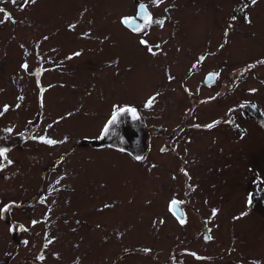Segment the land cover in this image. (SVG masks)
Instances as JSON below:
<instances>
[{
    "label": "rangeland",
    "instance_id": "rangeland-1",
    "mask_svg": "<svg viewBox=\"0 0 264 264\" xmlns=\"http://www.w3.org/2000/svg\"><path fill=\"white\" fill-rule=\"evenodd\" d=\"M137 2L163 21L145 44L119 24ZM0 8V147L12 161L0 168V264H264V212L247 209L252 177L264 186V128L232 111L264 114V0Z\"/></svg>",
    "mask_w": 264,
    "mask_h": 264
},
{
    "label": "flooded vegetation",
    "instance_id": "flooded-vegetation-1",
    "mask_svg": "<svg viewBox=\"0 0 264 264\" xmlns=\"http://www.w3.org/2000/svg\"><path fill=\"white\" fill-rule=\"evenodd\" d=\"M138 3V2H137ZM135 3V5H134V9L133 8H130L129 9V13L128 14H123L120 18H119V20H120V22H119V24H121L122 25V27H121V30L123 31V32H127L129 35H131V36H133V37H135V36H137V38H138V40H140V42H141V40H142V38L141 37H143L144 38V34L146 33V30L148 29V27L150 26V24L147 26V27H143L142 28V30H140V31H133V28H135V27H137V26H143L144 24V20L142 19V18H140V17H138L137 16V13H138V9H137V7H138V5H140V4H142V3ZM137 4V5H136ZM145 7H146V9H147V11H148V16H150V18H151V16H152V13L150 12V10L147 8V6H146V4H145ZM124 17H128L129 19H131L130 21H132L131 23H132V28H128L127 26H126V24L125 23H123L122 22V19H124ZM138 36H140V38L138 37ZM136 38V39H137ZM143 48H144V46H143ZM74 53H79V55L81 54L80 53V51H74L73 53H72V55L70 56V58H73V57H78V55H73ZM60 57V56H59ZM70 58L68 57V56H66L65 58H63L62 56L59 58V60L58 61H52L51 63H50V65H49V67H48V70H46L45 72H47V75L48 76H50V78H52L53 77V75H51V74H53L52 72L54 71V72H56V74H58L59 73V75H65L64 73H68V70L66 69V67H64L63 66V61H70ZM62 62V63H61ZM56 63H58V64H56ZM61 63V64H60ZM60 64V65H59ZM51 72V73H50ZM208 74H212V73H208ZM207 74V75H208ZM42 74H41V72H40V74H38V77H40ZM46 75V74H45ZM213 75H215V74H213ZM55 79H57V77L55 78ZM54 81H52L51 82V85L52 84H55V83H53ZM215 82V77H214V80H213V82L211 83V84H213ZM204 83V82H203ZM206 84V83H205ZM51 85H50V87H51ZM206 85H210V84H206ZM35 89V88H34ZM35 92V91H34ZM36 96V94H34V98H36L35 97ZM40 111H38V113H39ZM39 117H40V113H39V115H38V117H37V120H36V123L39 121ZM30 123V121L28 122V124ZM35 123V125H37ZM34 125V126H35ZM34 126H32L31 128H33L34 129ZM124 126L125 125H121V126H119V131H121V135H123V137H124V140L126 141V137H125V135L127 134V132L123 129L124 128ZM113 129H115V127H110V126H108V131L105 133V135H103L102 137H104L105 139H107L108 137H111L112 136V133H111V131L113 130ZM31 130V129H30ZM23 135V137H27V139H28V141H30L29 140V138H28V136H25L24 134H22ZM102 144H103V142H102ZM102 146H104V145H101V146H99V147H102ZM127 151V150H126ZM56 162H58V161H56L55 160V163ZM54 165V164H53ZM53 165L51 166V168L53 169ZM50 167L48 168L49 170L51 169ZM45 185L46 184H44L43 183V186H41V189H43V187H45ZM44 191H46V190H42V191H40L39 192V194L36 196L37 197V199L38 198H42V194L44 193ZM28 201H30V200H28ZM44 206H46V205H44ZM170 215H171V217H173V219L175 218V219H178V220H181V219H183L184 220V214H185V212L186 211H184L183 210V208L181 207V206H179L178 204H176V206H178V208L177 207H175V209L173 210L172 209V205H171V203H170ZM91 224V223H90ZM91 227H94V225H92L91 224ZM203 227H204V233H206L207 232V229H208V227L205 225V223L203 224ZM96 228V227H95ZM142 253H144V255L147 253V251H141ZM129 254L131 253V252H128ZM128 253H126V254H128ZM133 253V252H132ZM125 254V255H126ZM175 255V254H174ZM122 257V256H121ZM116 259H112V261L111 262H108L107 264H116L117 263V260L120 258V256H116L115 257ZM175 258V257H174Z\"/></svg>",
    "mask_w": 264,
    "mask_h": 264
},
{
    "label": "snow or ice",
    "instance_id": "snow-or-ice-1",
    "mask_svg": "<svg viewBox=\"0 0 264 264\" xmlns=\"http://www.w3.org/2000/svg\"><path fill=\"white\" fill-rule=\"evenodd\" d=\"M12 2L13 3H16V0H12ZM35 2V0H23V3L26 5V4H28V3H34ZM163 2V0H153V3L154 4H159V3H162ZM251 3L252 4H255L256 3V0H251ZM143 7V6H142ZM0 13H5V10L3 9V8H0ZM5 19H10V16H8V14L7 13H5ZM233 19H235V17H233ZM246 19H247V17H246ZM144 25L143 26H137V27H135V28H133V31H140V30H142V28L143 27H147L149 24H151V23H157V24H160L161 26L163 25V21L162 20H160V21H153L151 18H150V16H145L144 17ZM0 22H3V21H0ZM123 23H125V24H127V23H129V21L128 20H123L122 21ZM227 34V33H226ZM141 43L142 44H145L146 43V41H144V40H141ZM149 51L151 52L152 51V49L151 48H149ZM73 55H79V53H74ZM70 58V57H69ZM22 67H27V65H22ZM252 91H255V90H252ZM154 100H155V97H151V98H149V100H148V102L146 103V107H148V106H151V104L154 102ZM253 107H255V106H253ZM5 110H7V106H5ZM125 111H128V112H131L132 114H133V117L135 118V109H131V108H120V109H118V112H125ZM116 118H117V112H114L113 113V115H112V118L108 121V124H114L115 123V121H116ZM214 125H207V127H209V128H211V127H213ZM5 131H7V132H11L12 130L9 128V129H5ZM104 131L105 132H107L108 131V125H105V129H104ZM41 140H44V138L43 137H41L40 138ZM46 143H48V144H55V143H58V141H55V140H51V139H48V140H46L45 141ZM9 151V149H7V148H4V147H0V168H3L5 165H4V161L5 160H7V156H6V153ZM7 163H12V161H10V160H7ZM58 182V181H57ZM251 202H252V197H251V194H250V197H249V201H248V203L249 204H251ZM177 204V202L175 201V200H173L172 202H171V205L172 206H174V205H176ZM213 215H215V210H213ZM242 215H244V214H242ZM180 222L181 223H183L184 221H183V219H181L180 220ZM33 223H36V221H33ZM205 239H211V237H208V236H206L205 237ZM26 243V242H25ZM48 243H51V240H49L48 241ZM147 251V250H146ZM39 259H43V256H40V257H38Z\"/></svg>",
    "mask_w": 264,
    "mask_h": 264
},
{
    "label": "trees",
    "instance_id": "trees-1",
    "mask_svg": "<svg viewBox=\"0 0 264 264\" xmlns=\"http://www.w3.org/2000/svg\"><path fill=\"white\" fill-rule=\"evenodd\" d=\"M2 1H7V0H0V2H2ZM10 1H12V0H10ZM16 1H20V0H16ZM258 61H260V60H258ZM253 106H255V107H253ZM232 111H234V113H236V114L239 113L241 116L245 117L246 119L256 120L264 128V114H263V111L261 109H259L256 104L251 103V102H249L248 104H240L237 107H234L232 109ZM228 115L231 116V113ZM219 122H220L219 120L216 121V123H219ZM216 123L215 124H209V125H215L216 126ZM200 127H202V126H200ZM202 128H205V127H202ZM102 138L99 141V143H101V144L104 141V137H102ZM96 146L99 147L101 145H95L94 147H96ZM251 181L252 182L250 184V189L247 190V192H248L247 209L250 210L251 208H253L254 206L257 205L258 210H261L262 212H264V186L261 184V180H259L258 178L256 179V177H254V176L252 177ZM250 194L252 197L251 204L248 203Z\"/></svg>",
    "mask_w": 264,
    "mask_h": 264
},
{
    "label": "water",
    "instance_id": "water-1",
    "mask_svg": "<svg viewBox=\"0 0 264 264\" xmlns=\"http://www.w3.org/2000/svg\"><path fill=\"white\" fill-rule=\"evenodd\" d=\"M142 6H143V7H142ZM137 9H138L137 16L140 17V18H142L143 20H144V17H145L146 15H147V16L149 15V14H148V11H147V9H146V7H145L144 5H142V4L138 5ZM123 20H128L129 23H127L126 26H127L128 28H132V23H131L132 21H130L131 19H129L128 17H124V19H122V21H123ZM144 22H145V21H144ZM143 24H144V23H143ZM214 77H215V75H213V74H208V75L205 77L204 83H206V84H211V83L213 82V80H214ZM175 207L178 208V206L174 205V206H172V209L174 210Z\"/></svg>",
    "mask_w": 264,
    "mask_h": 264
}]
</instances>
